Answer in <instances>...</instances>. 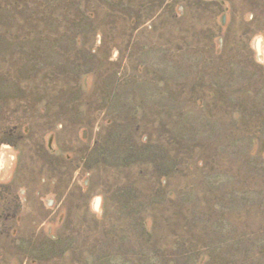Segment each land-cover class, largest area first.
Instances as JSON below:
<instances>
[{
    "label": "rangeland",
    "instance_id": "374dc122",
    "mask_svg": "<svg viewBox=\"0 0 264 264\" xmlns=\"http://www.w3.org/2000/svg\"><path fill=\"white\" fill-rule=\"evenodd\" d=\"M0 264H264V0H0Z\"/></svg>",
    "mask_w": 264,
    "mask_h": 264
}]
</instances>
